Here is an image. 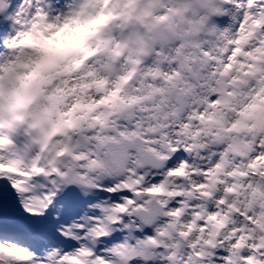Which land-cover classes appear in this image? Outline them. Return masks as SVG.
I'll return each instance as SVG.
<instances>
[{
    "label": "snow or ice",
    "instance_id": "1",
    "mask_svg": "<svg viewBox=\"0 0 264 264\" xmlns=\"http://www.w3.org/2000/svg\"><path fill=\"white\" fill-rule=\"evenodd\" d=\"M0 264H264V0H0Z\"/></svg>",
    "mask_w": 264,
    "mask_h": 264
}]
</instances>
